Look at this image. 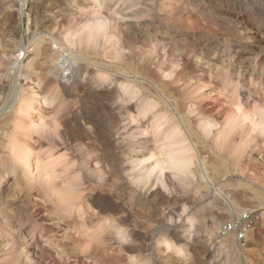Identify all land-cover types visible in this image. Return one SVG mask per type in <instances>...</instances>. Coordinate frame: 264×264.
I'll return each instance as SVG.
<instances>
[{"label": "rangeland", "instance_id": "374dc122", "mask_svg": "<svg viewBox=\"0 0 264 264\" xmlns=\"http://www.w3.org/2000/svg\"><path fill=\"white\" fill-rule=\"evenodd\" d=\"M0 264H264V0H0Z\"/></svg>", "mask_w": 264, "mask_h": 264}, {"label": "bare ground", "instance_id": "6f19581e", "mask_svg": "<svg viewBox=\"0 0 264 264\" xmlns=\"http://www.w3.org/2000/svg\"><path fill=\"white\" fill-rule=\"evenodd\" d=\"M25 8V4H22V6H21V11L23 12L24 9ZM20 13V12H19ZM45 41V40H44ZM42 42V41H41ZM25 51V50H24ZM24 51L23 52H20V54L17 56V65H15L14 67H13V70H14V75H15V77H16V82H17V79L19 78V69H20V63L21 62H23V61H25L26 59H25V56H26V54L24 53ZM38 57H37V59L31 64V70H33V71H38V72H40V71H45V67L47 66V64H48V62H49V59H50V56L52 55L51 53H52V51L50 50V43H48V42H43V43H41V45L39 46V49H38ZM36 56V55H35ZM64 62L63 63H66L67 64V61L64 59L63 60ZM50 63V62H49ZM15 64V63H14ZM13 64V65H14ZM65 66H63V68H64ZM10 69V68H9ZM129 69V68H128ZM8 70V69H7ZM65 71H66V69H65ZM67 72V71H66ZM37 73V72H36ZM40 74V73H39ZM42 74H45V73H42ZM68 75V73H65L64 74V78L66 77ZM155 77V76H154ZM8 78V77H7ZM43 78V77H42ZM63 78V79H64ZM67 78V77H66ZM65 78V79H66ZM64 82V81H63ZM168 84V83H167ZM168 86V85H167ZM166 86V87H167ZM64 88H65V86H64ZM127 90V89H126ZM36 91V90H35ZM65 91V90H64ZM33 92V91H32ZM172 92V91H171ZM18 98V94H17V92H15V95H14V100H16ZM28 98V97H27ZM39 96L37 95V93L36 92H33V95H32V98L31 99H29V100H27V115H26V119H25V123H27V125L30 123V122H32L31 121V116H32V110H33V106L34 105H36L37 103H39ZM43 98V97H42ZM45 100V99H44ZM47 100V99H46ZM48 101V100H47ZM45 102V101H44ZM41 103V102H40ZM47 103V102H46ZM146 103V102H145ZM45 104V103H44ZM148 104H150V103H148ZM47 106V105H46ZM129 106V105H128ZM144 106V105H143ZM151 106V105H150ZM149 105H148V107H150ZM154 106H155V103H154ZM158 106V105H157ZM142 107V106H141ZM153 107H151V109H152ZM131 109V108H130ZM129 109V110H130ZM146 109H147V106H146ZM41 111V110H40ZM152 111V110H151ZM42 114L44 113V112H41ZM128 113V112H127ZM160 114V113H159ZM40 116V115H39ZM159 116V115H158ZM162 116V115H161ZM41 117H43V116H41ZM132 117H133V115H132ZM134 118V117H133ZM42 119V118H41ZM157 119H160V117L159 118H157ZM37 120H40V119H37ZM43 120V119H42ZM162 120H164V117L162 118ZM162 120H161V122H162ZM175 120V119H174ZM135 121V120H134ZM159 121V120H158ZM160 123V122H159ZM31 124V123H30ZM35 125H36V123H34ZM156 124V123H155ZM1 125H3V124H1ZM32 125V124H31ZM37 126H39V125H37ZM155 126V125H154ZM165 126V125H164ZM21 127H23V128H25L24 127V124H22L21 125ZM40 127H42V126H40ZM26 128H27V126H26ZM25 128V129H26ZM31 128H32V126H31ZM157 131H160V124L159 125H157ZM162 128V127H161ZM170 128V127H169ZM25 129H22V130H25ZM30 129V128H29ZM33 129V128H32ZM155 129V128H154ZM166 129V128H165ZM172 130V135L170 134V135H167L166 137H165V139L166 140H172V139H175V141H178V139L179 140H181V138L178 136V135H180V134H178V135H175V133L177 132V130L175 129V128H171ZM168 130V129H167ZM29 131H32V130H29ZM156 131V132H157ZM166 131V130H165ZM27 132H28V129H27ZM167 132V131H166ZM30 133V132H29ZM38 133V132H37ZM154 133V135H155V132H153ZM162 133V132H161ZM160 133V134H161ZM181 133V132H180ZM28 134V133H27ZM32 134V136H33V133H31ZM157 134H159V133H157ZM166 134V133H165ZM177 134V133H176ZM143 135V134H142ZM153 135V134H152ZM153 135V136H154ZM28 136V135H27ZM26 136V137H27ZM156 136V135H155ZM158 136V135H157ZM156 136V137H157ZM161 137H163V136H161ZM160 137V138H161ZM30 138V137H29ZM33 138V137H32ZM142 138V137H141ZM160 138L158 137V139L160 140ZM164 138V137H163ZM25 139V138H24ZM23 139V140H24ZM27 139V138H26ZM28 140V139H27ZM31 140V139H30ZM34 140V139H33ZM17 141V140H16ZM18 141H20V140H18ZM17 141V144H19V142ZM163 141H164V139H163ZM168 141H167V143H168ZM26 142V141H25ZM142 142H145V140L144 141H142ZM159 142V141H158ZM161 142V141H160ZM172 142H174V141H172ZM16 143V142H15ZM21 143H22V141H21ZM162 143V142H161ZM160 143V144H161ZM176 143V146L175 147H177V144H179L178 142H175ZM174 143V144H175ZM181 143H183V142H181ZM12 144H13V142H12ZM23 144V143H22ZM21 144V145H22ZM143 144V143H142ZM158 144V143H157ZM169 144V143H168ZM167 144V146L168 147H170L171 148V146H170V144L168 145ZM173 144V143H172ZM20 145V144H19ZM25 145V144H24ZM140 145V144H139ZM163 145V144H162ZM164 145H166V144H164ZM164 145L162 146V147H164ZM181 145H183V144H181ZM10 147H13V146H11L10 145ZM144 148V147H143ZM167 148V147H166ZM32 149V148H31ZM151 149V148H150ZM175 149V148H174ZM180 149V148H179ZM182 149V148H181ZM184 150H185V148H184ZM32 150H26L25 149V147H24V149L23 148H18L17 149V151H16V153H14L13 154V158H12V163L13 164H18L20 167H19V171L20 172H22L23 170L25 171L26 170V174H25V177H24V179H26V182L27 183H29V181H33V180H31L33 177H34V171H33V169H32V166H31V158L33 157V156H31V152ZM173 151V150H172ZM174 152H176V150H174ZM182 152V151H181ZM33 153V152H32ZM140 153V152H139ZM151 153V152H150ZM156 153V152H155ZM183 153H186V150L185 151H183ZM153 154V153H152ZM179 154H181L182 155V153H179ZM154 155V154H153ZM177 155H178V151H177ZM152 156V155H151ZM158 156V155H157ZM154 156H152V158H153ZM37 158V160H36V164H39L40 163V159H39V157H36ZM189 158V157H188ZM184 159V161H188L187 163H184L185 164V167H187V164L189 163V161H190V159ZM193 158V157H192ZM39 159V160H38ZM151 159V158H150ZM149 159V160H150ZM152 160V159H151ZM181 160V159H180ZM183 160V159H182ZM147 162V161H146ZM149 162H151V161H149ZM182 162V161H181ZM154 164L156 163L155 161L153 162ZM158 163V162H157ZM157 163L155 164V166H157ZM194 163V162H193ZM192 163V164H193ZM143 164V163H142ZM149 164V163H148ZM147 164V165H148ZM152 164V163H151ZM182 164H183V162H182ZM191 164V163H190ZM150 165V164H149ZM189 165V164H188ZM14 166V165H13ZM144 166V165H143ZM145 166H146V164H145ZM144 166V167H145ZM190 166V165H189ZM188 166V167H189ZM15 167V166H14ZM13 167V168H14ZM37 169V168H36ZM146 169V168H145ZM150 169V168H149ZM155 169V168H154ZM153 169V170H154ZM186 169H188V168H186ZM186 169H184V170H186ZM18 171V172H19ZM23 171V172H24ZM35 171H37L38 172V170H35ZM152 171V170H151ZM22 172V173H23ZM15 173V172H14ZM18 174V173H17ZM20 174V173H19ZM21 175V174H20ZM20 175H18V176H20ZM24 175V174H23ZM37 175V174H36ZM17 176V175H16ZM13 177H15V175L13 176ZM23 177V176H22ZM17 178V177H16ZM22 179V178H21ZM23 179V180H24ZM26 182H25V184H26ZM33 182H31L30 184H28L30 187H32V184ZM24 184V185H25ZM26 186H27V184H26ZM28 187V186H27ZM34 188V187H33ZM4 189V188H3ZM30 190H31V188H30ZM29 191V190H28ZM28 193V192H27ZM62 228V227H61ZM66 228V227H65Z\"/></svg>", "mask_w": 264, "mask_h": 264}, {"label": "built area", "instance_id": "2783aa9c", "mask_svg": "<svg viewBox=\"0 0 264 264\" xmlns=\"http://www.w3.org/2000/svg\"><path fill=\"white\" fill-rule=\"evenodd\" d=\"M247 219V218H245ZM237 227L234 225H231V226H225L222 228V234L225 236L227 234H230L232 231H236ZM242 238V237H241Z\"/></svg>", "mask_w": 264, "mask_h": 264}]
</instances>
